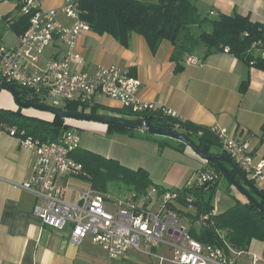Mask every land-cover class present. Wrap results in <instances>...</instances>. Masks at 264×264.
Segmentation results:
<instances>
[{
	"label": "crops",
	"instance_id": "1",
	"mask_svg": "<svg viewBox=\"0 0 264 264\" xmlns=\"http://www.w3.org/2000/svg\"><path fill=\"white\" fill-rule=\"evenodd\" d=\"M190 1L195 4L201 17L215 19L221 15H241L252 22L264 24V0ZM64 2L38 0L46 10H60ZM6 15L15 18L11 12ZM60 17L58 20L65 27L71 26V21L65 16ZM10 28L3 20L0 24V41L14 46L18 36L13 33L14 39L8 43L2 34ZM63 52L60 41L53 40L45 49L40 65L49 59L62 58ZM74 53L82 61L81 64L71 65L73 72L90 74L98 67L109 66L128 69L140 82L137 95L141 100L173 112L179 120L212 130L224 129L234 139L247 142L256 159H264V71L246 65L230 53L212 52L205 56L203 47H199L193 55L202 60V65L188 66L184 63L187 56L174 58V48L168 41H162L158 49L152 52L145 40L135 33L130 35L128 45L123 47L109 35L83 31L77 39ZM244 79L248 83L242 93L240 87ZM96 105L99 115L109 117L114 115L106 110L122 109L119 103L107 97H100ZM0 109H18L8 92L0 91ZM24 112L27 116L51 120L47 115L42 116L44 114L35 116L38 114ZM67 125L88 134L80 137V150L115 160L128 169H144L152 184L166 192L192 183L196 172L207 164L184 143L150 135L143 130L109 131L110 125L72 120H67ZM112 146L123 148L118 150L123 153L112 152ZM223 151L220 146L210 152L220 156ZM226 156L230 158L228 154ZM34 160L30 150L0 130V264H138L127 261L126 256L130 252L145 253L148 246L144 244L141 251L129 250L120 257L110 258L92 244L90 238L71 240L68 227L59 231L43 226L32 212L34 196L22 188V184L32 175ZM223 163L227 170L225 165L232 168L229 163ZM246 177L254 182L255 188L264 190V180ZM60 182L66 186L63 201L67 204H74L79 192L89 188L87 182L76 177L66 176ZM242 185L246 190L247 186ZM225 192H228V199L224 201V207L214 209V213H222L232 207L235 199L242 202L247 200L233 186L230 189L227 187ZM106 206L113 211L112 204ZM160 246L168 250L165 245ZM153 249L156 252L157 247ZM149 252H152L151 248ZM234 260L235 264H264V244L253 240L248 252L234 256Z\"/></svg>",
	"mask_w": 264,
	"mask_h": 264
},
{
	"label": "built area",
	"instance_id": "2",
	"mask_svg": "<svg viewBox=\"0 0 264 264\" xmlns=\"http://www.w3.org/2000/svg\"><path fill=\"white\" fill-rule=\"evenodd\" d=\"M76 1L66 0L67 5L60 10H46L34 0H0V4L15 6V16H30L29 27L18 36L16 45L0 41V79L17 89L29 90V95L36 102L38 98L39 104L50 99L48 105L52 107L63 108L65 102L92 107L100 97H107L133 114L157 110L155 104L138 97L140 82L128 69L98 67L90 74L71 70L72 64L82 61L74 53L77 39L81 32L90 30L78 17ZM59 14L71 20V26L65 27L59 22ZM10 19L0 16V24L3 20L9 23ZM55 39L64 48L62 58L49 59L40 65L45 49ZM223 52L228 53V49L224 48ZM184 63L196 67L202 65V60L188 56ZM160 109L168 116H176ZM65 126L60 138L50 142H41L15 127L7 132L34 154L32 175L22 188L34 196L32 212L43 226L59 231L68 227L71 240L90 238L92 244L110 258L120 257L129 250L141 251L142 244L151 250L165 245L171 253L172 264H235L234 256L238 253L227 254L222 248L193 239L182 225L183 218L164 207L165 202L174 200V193L159 195L156 188L150 186L144 196L134 200L133 196L112 197L88 188L79 192L74 204L64 202L66 186L60 179L77 177L82 172V166L71 158V153L79 149V133L74 127ZM213 131L221 148L245 176L264 180V159H256L247 142L234 139L224 129ZM213 179V170L207 167L199 169L192 182L201 186ZM156 196L162 197V202L157 212H150L148 206ZM108 203L113 205V211L107 208ZM187 203L192 210V199L188 198ZM206 218L200 217L195 225L203 224ZM148 255L157 254L152 251ZM156 260L159 264L164 261L160 256H156Z\"/></svg>",
	"mask_w": 264,
	"mask_h": 264
},
{
	"label": "trees",
	"instance_id": "3",
	"mask_svg": "<svg viewBox=\"0 0 264 264\" xmlns=\"http://www.w3.org/2000/svg\"><path fill=\"white\" fill-rule=\"evenodd\" d=\"M77 11L80 20L88 24L91 32L97 35H109L123 47H126L132 33L140 35L152 52H155L162 41H168L174 48V58L193 56L199 47L205 49V56L212 52L228 53L242 60L246 65L264 71V24L252 22L241 15H221L219 18L201 17L190 0H77ZM3 16V19L9 18ZM29 15H18L8 22L10 29L17 36L22 35L29 27ZM244 79L240 87L243 93L247 87ZM19 89L21 100L26 101L30 91ZM37 102L39 99L37 98ZM64 109L74 112L99 115V107H88L78 102H65ZM113 118L128 121H147L156 129L172 130L180 133L197 144L204 152L220 147L217 134L208 127L181 121L163 113L161 109L133 114L126 108L109 109ZM117 115V116H116ZM124 115L126 118L120 117ZM63 119L53 117L52 121L23 115L21 109L16 111L0 109V130L8 132L10 128L25 131L41 142L56 141L66 128ZM68 126V125H67ZM128 130L123 127L108 126L109 131ZM214 154V153H212ZM223 156L227 154L224 151ZM218 155V154H214ZM219 156V155H218ZM71 158L82 166V172L76 178L89 184V189L102 194L111 193V187L123 189L120 196H133L139 199L148 188L153 186L159 195L166 191L152 184L149 174L144 169L132 170L119 162L106 159L98 154L77 149ZM224 165V163H223ZM234 175L235 181L243 186L236 170L225 165ZM210 167L214 173L211 183L201 186L190 183L180 189L167 192L174 193V200L164 203V207L190 223L189 235L204 244L222 248L227 254L231 252L245 254L253 240L264 244V215L259 208L246 200H234L232 207L222 213H214L211 200L217 191L218 181L224 177L214 165L207 163L201 169ZM226 179V178H224ZM227 180V179H226ZM228 188L232 185L228 182ZM252 186L254 182L250 180ZM255 187V186H254ZM257 189V188H256ZM264 210V190L257 193L246 189ZM192 199V210L188 209L187 199ZM207 216L203 224L196 226L200 217ZM152 251H155L152 249Z\"/></svg>",
	"mask_w": 264,
	"mask_h": 264
},
{
	"label": "water",
	"instance_id": "4",
	"mask_svg": "<svg viewBox=\"0 0 264 264\" xmlns=\"http://www.w3.org/2000/svg\"><path fill=\"white\" fill-rule=\"evenodd\" d=\"M0 89L5 90L12 95L18 108H33L39 111L50 113L53 117H58L63 120L94 122V123H100V124L111 125L116 127H123L130 130H139V131L143 130L144 132L150 135L168 137L171 139L178 140L184 143L185 145H187L199 158L205 160L207 163L216 166L221 171L223 176L227 178L229 183L237 191H239L240 194H242L249 202L255 204L264 215V210L260 207V205L254 200V198L248 193L247 190H245L240 184H238L235 181L234 175L224 167L223 165L224 161L229 163L232 166V168L236 170L237 174L241 177L243 183H245V185L250 190L257 193V189L254 186H252V184L250 183V179H248L243 174V172H241L236 166H234L233 162L229 157L222 155L218 156L212 153L204 152L197 146V144L194 141H192L190 138H187L186 136L180 133L174 132L172 130L156 129L147 121H128L120 118H113L103 115H90L87 113L69 111L64 108L39 104L36 102L35 98L31 96H28V99L26 101H22L21 95L19 94L20 92L19 89L15 88L12 85L7 84L1 79H0Z\"/></svg>",
	"mask_w": 264,
	"mask_h": 264
},
{
	"label": "rangeland",
	"instance_id": "5",
	"mask_svg": "<svg viewBox=\"0 0 264 264\" xmlns=\"http://www.w3.org/2000/svg\"><path fill=\"white\" fill-rule=\"evenodd\" d=\"M34 1L38 2V0H34ZM66 5H67V2L65 0L64 5H63L62 8H64ZM10 12L12 14L16 15V10H15V6L14 5H12V4H0V16L6 15V14H8ZM60 16H63V15L59 14L58 19L61 18ZM69 21H71V20H69ZM2 34L5 35V40L4 41H6L8 43L14 39V34H13V32L11 30H7L6 29V30L3 31ZM0 91L7 93V91L2 90V89H0ZM44 102L47 105L51 104V100L48 99V98H46ZM20 109H21V113L25 111L24 113H26V114L27 113L38 114V115H35V116H39V114H44L42 116H46L47 115L51 119L50 121H52V119H53L52 117H50L52 115L50 113H47V112L39 111V110H36V109H33V108H20ZM2 110H4V109H2ZM120 117L126 118L124 115H122ZM173 118L178 119L176 116L173 117ZM72 121H76V120H72ZM66 124H67V120L64 121V125H66ZM118 130H121V129H118ZM77 131L79 133V137L83 138L85 136H88V134H86L82 130H77ZM121 131H125V130H121ZM161 138L166 139L168 137H161ZM118 148L119 147H117V146H112L111 151L114 152V153H123V152H118V150H123V148H119V149ZM157 163H158V160H157ZM224 178L225 177H221L219 179L218 185H217V192L215 193V195L213 196V198L211 200V204H212V206L214 207L215 210L222 209L224 207V201L228 199V192L227 193L225 192V189L228 187V185H227V182H226L227 180L224 179ZM224 185H226V187ZM76 189L79 190V188H76ZM122 191H123V189L118 188L116 186H112L111 187L112 195H110V196L119 197L122 194ZM234 193H236V191ZM157 197L158 196L153 197L154 199L152 200V202L148 206V210L150 212H157V210L160 207V204L162 202V197H159V198H157ZM182 225L184 226L185 229H187V230L190 229V223H189L188 219L183 218ZM146 250L147 251L145 253H136V252L128 253L127 256H126V259H128L127 261H130L131 263L135 261L138 264H157L156 256L157 257L160 256V257H163V259H164L162 264H172L170 262L171 253L166 248L158 246L157 249H156V252H155L157 255H154L155 257H152V256L148 255L149 254V248H147Z\"/></svg>",
	"mask_w": 264,
	"mask_h": 264
}]
</instances>
